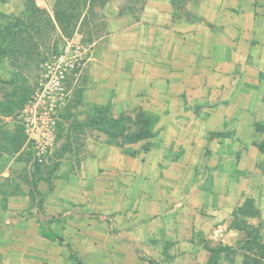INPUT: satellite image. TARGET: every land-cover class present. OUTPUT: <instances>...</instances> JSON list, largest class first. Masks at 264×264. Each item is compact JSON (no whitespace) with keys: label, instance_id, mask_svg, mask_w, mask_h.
Returning <instances> with one entry per match:
<instances>
[{"label":"crops","instance_id":"obj_1","mask_svg":"<svg viewBox=\"0 0 264 264\" xmlns=\"http://www.w3.org/2000/svg\"><path fill=\"white\" fill-rule=\"evenodd\" d=\"M98 7L105 35L90 44L83 104L110 106L132 129L147 120L149 133L72 141L78 181L57 179L45 214L94 194L89 207L111 216L119 247L159 264H243L246 242L264 244V0Z\"/></svg>","mask_w":264,"mask_h":264},{"label":"rangeland","instance_id":"obj_2","mask_svg":"<svg viewBox=\"0 0 264 264\" xmlns=\"http://www.w3.org/2000/svg\"><path fill=\"white\" fill-rule=\"evenodd\" d=\"M93 1L90 9L83 0L67 2L85 15L79 40L80 20L73 29L68 21L59 24L55 0H0V30L11 35L0 42V264H54L55 259L57 264H76L65 246L42 238L40 224L62 237L83 264H159L142 249L118 246L123 241L111 216L89 207L94 194L86 195L85 208L73 204L65 215L45 214L47 192L57 187L55 181L60 179L62 188L78 178L72 141L78 144L85 134H95L85 120L95 113L94 106L83 104L82 85L88 80L90 44L104 41L106 16L99 10L100 0ZM58 70L64 76L61 91L48 94L49 78ZM37 104L51 106L55 132L53 150L41 162L25 145L23 114ZM110 110L102 106L103 113ZM84 151L77 156L86 155Z\"/></svg>","mask_w":264,"mask_h":264},{"label":"trees","instance_id":"obj_3","mask_svg":"<svg viewBox=\"0 0 264 264\" xmlns=\"http://www.w3.org/2000/svg\"><path fill=\"white\" fill-rule=\"evenodd\" d=\"M86 1L87 0H83L84 3ZM67 2L68 0L55 1L54 18L56 21L59 22V24L64 23V21H68L70 22V24L72 23V29L75 28L77 24L76 22L80 20V24H79V32H80V27L85 23V15L81 16L80 13H75L73 11L74 9H72ZM92 4H93V0H90L89 1L90 7L92 6ZM76 5L78 6L79 4L76 3ZM67 6L71 8L69 12L66 9ZM90 7H88V9H90ZM2 16L3 15L0 14V17ZM14 27L16 29V26ZM10 37L11 35L4 36L2 34V31L0 30L1 44L8 41ZM93 109L95 112L93 115L88 114L87 116H85V120L87 121V124L95 129L103 131L114 140L119 138L121 140L128 142H136L138 140L143 139L144 137H147L149 133V121L147 120H140L138 126L132 129V124H131L132 122L129 119L122 116L114 119L108 115L109 112L103 113L102 107L94 106ZM125 122H128L129 125H126ZM39 227L42 238L48 241L56 242L61 246H65L67 248L69 256L73 258L75 263L83 264L81 259L73 252L70 246L64 244L62 237L50 231L45 224H40ZM244 249L245 252L247 253L245 254V259L243 264H263L262 261L264 260V244H261L255 238L253 240H249L248 242H246Z\"/></svg>","mask_w":264,"mask_h":264},{"label":"built area","instance_id":"obj_4","mask_svg":"<svg viewBox=\"0 0 264 264\" xmlns=\"http://www.w3.org/2000/svg\"><path fill=\"white\" fill-rule=\"evenodd\" d=\"M63 78V72L59 70L58 73L55 71L51 75L48 81V87H50L48 94L61 91L60 84ZM51 110V106H39L37 104L29 110H25L23 114L28 137L25 145L32 147L38 162H41L42 157L53 150L55 132ZM212 234L215 238H218L222 234V229H215Z\"/></svg>","mask_w":264,"mask_h":264}]
</instances>
